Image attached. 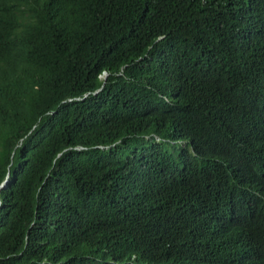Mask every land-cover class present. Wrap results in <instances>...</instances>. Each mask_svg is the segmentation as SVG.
<instances>
[{"label":"trees","instance_id":"16d2710c","mask_svg":"<svg viewBox=\"0 0 264 264\" xmlns=\"http://www.w3.org/2000/svg\"><path fill=\"white\" fill-rule=\"evenodd\" d=\"M1 183L0 264H264V0H0Z\"/></svg>","mask_w":264,"mask_h":264},{"label":"water","instance_id":"95a60500","mask_svg":"<svg viewBox=\"0 0 264 264\" xmlns=\"http://www.w3.org/2000/svg\"><path fill=\"white\" fill-rule=\"evenodd\" d=\"M105 75H106V77H107V74H106V73H105ZM6 184H7V182H6ZM6 184H2V183H1V184H0V189H1V188H4ZM0 205H1V199H0Z\"/></svg>","mask_w":264,"mask_h":264}]
</instances>
